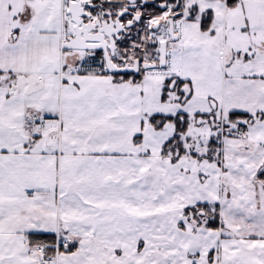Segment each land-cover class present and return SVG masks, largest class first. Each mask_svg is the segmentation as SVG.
I'll use <instances>...</instances> for the list:
<instances>
[{
  "label": "snow or ice",
  "instance_id": "6c2138e0",
  "mask_svg": "<svg viewBox=\"0 0 264 264\" xmlns=\"http://www.w3.org/2000/svg\"><path fill=\"white\" fill-rule=\"evenodd\" d=\"M0 264H264V0H0Z\"/></svg>",
  "mask_w": 264,
  "mask_h": 264
}]
</instances>
